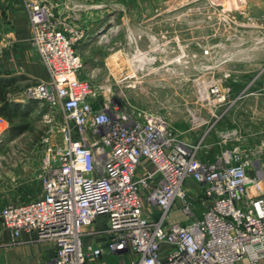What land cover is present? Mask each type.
Listing matches in <instances>:
<instances>
[{
	"label": "built area",
	"instance_id": "2783aa9c",
	"mask_svg": "<svg viewBox=\"0 0 264 264\" xmlns=\"http://www.w3.org/2000/svg\"><path fill=\"white\" fill-rule=\"evenodd\" d=\"M21 2L31 44L49 75L26 86L22 96L63 117L62 142L49 144L41 162L43 194L0 206V221L14 238L34 230L38 239L55 242L54 256L42 264H88L125 250L139 255L136 264H236L264 257V162L255 163L250 155L256 152L236 147L214 161L201 160V143L181 138L165 115L114 105L110 87L101 92L80 75L84 59L74 46L80 35L59 4ZM211 92L219 103L226 97L218 85ZM250 93L264 95V80ZM144 160L152 167L138 174ZM189 178L200 185V195L189 193ZM146 200L159 208L157 217L146 211ZM178 200L186 223L171 218ZM198 201L205 206L201 217L194 212ZM99 215L107 217L108 239L85 245L86 228ZM162 244L169 246L166 255Z\"/></svg>",
	"mask_w": 264,
	"mask_h": 264
},
{
	"label": "rangeland",
	"instance_id": "374dc122",
	"mask_svg": "<svg viewBox=\"0 0 264 264\" xmlns=\"http://www.w3.org/2000/svg\"><path fill=\"white\" fill-rule=\"evenodd\" d=\"M50 1L59 4L69 25L80 35L74 44L84 59L80 75L101 92L110 87L106 92L114 105L165 115L181 138L193 143L208 129L210 140L218 141L208 148L210 154L215 150L228 154L239 147L255 151L250 155L255 163L264 162V140L242 139L235 129L242 126L245 130L242 115L236 114L242 119L232 122L236 127L231 129L220 127H230L229 118L223 124L216 120L224 109L221 106L230 99L228 88L232 84L245 92L237 104L251 96L264 97L250 93L256 88L243 92L245 76L240 78V73L251 69L252 60L230 58V52L238 50L245 55L254 50L248 39L264 35V26H257L258 22L246 18L235 21L228 11H221L235 6V0ZM21 12L25 13L21 0H0V46L9 40L11 20ZM235 13L242 15L240 10ZM205 50L211 54L203 56ZM36 81L24 78V88ZM221 84L227 90L219 103L211 89ZM9 98L17 105L11 110L12 122L0 119V206L19 204L41 194L45 151L49 144L62 142L60 110L23 96L20 101L15 94ZM226 133L230 139L223 138Z\"/></svg>",
	"mask_w": 264,
	"mask_h": 264
},
{
	"label": "crops",
	"instance_id": "0c3cea01",
	"mask_svg": "<svg viewBox=\"0 0 264 264\" xmlns=\"http://www.w3.org/2000/svg\"><path fill=\"white\" fill-rule=\"evenodd\" d=\"M240 1L241 2L238 6L236 4L235 6L231 7L233 8V10L229 13L230 17L235 21H237L238 19L242 20V18H246L247 21L250 20L258 22L257 26H261L263 28L264 0ZM239 10L242 11V15L238 13L234 14V11ZM31 35V25L26 11L25 13L21 12L19 14H16L15 17L11 20V32L7 34V38H9V40L5 44H3V46H0L3 48L0 49V77L11 79V81L8 82L9 86H12L14 85V83H16L20 88V90L10 92L9 95L15 94L16 96L22 98L24 78H33L38 80L48 79L49 75L41 60L40 55L34 50L33 47H31ZM248 41H251L252 45H254V50L247 51L245 55L238 50L230 52V58H232V56H235L236 58H246L252 60L250 62L251 69L245 70L240 73V78H244L245 76V86L243 90L247 86H250V88L258 89L264 80V35L250 37ZM6 45L7 48H4V46ZM220 89L222 93L227 90L226 87L222 88V84L220 85ZM241 89H239V87L233 86V84L228 88L230 99L228 100L226 106H221V108L224 109H221V113L220 115H218L216 120H219L223 124L224 122H228L227 118H229L228 123L230 124V127L226 128V125H221L220 127L224 129H231L234 126L236 127V125H233L232 122H240V120L242 119L238 118L236 114L242 115L244 118L242 120L246 124V127L245 130L244 128H242V126L235 128L237 130V133L240 134L239 136L242 137V139L245 137H249L253 141L260 139L262 141L264 140V97L261 96L259 98H255L251 96L248 100L242 99V102L237 104V102L243 96L242 95L239 97V95H241L242 93ZM21 98L19 99L20 101L23 100V98ZM19 103L23 105V102ZM234 104L237 105L233 109ZM242 105L246 106L244 112H241L240 109ZM237 108H239V110H236ZM0 119L6 118L0 115ZM2 126H4V122H2ZM1 132L2 128H0V133ZM208 132L209 130L206 129L198 139V142L201 143L199 158L201 160L214 161L218 157V155L223 153V151L220 153L218 152V150H215V153H209L210 149L208 148L218 143V141L210 140ZM186 140L191 142V140H189L188 138ZM142 165L143 166L139 168L138 174L142 173V170L144 168L152 167V163L147 160H144ZM185 186L192 196L200 195V185L194 180L190 178L187 179L185 182ZM42 194L43 191L39 196H41ZM197 204L199 208L202 207V204L199 201L196 203V205ZM196 205L194 207V212L197 217H201L204 209L200 211V209L197 208ZM181 206L182 203L180 200H178L172 210L171 218L172 220L186 223L190 219L182 212ZM145 207L146 211L150 212L149 214H151L152 216L157 217L159 215V208L150 206L147 200L145 201ZM106 228V215H99L96 221L86 228L91 233L85 236V245H97L107 241L109 235L108 233H105ZM161 248L163 255H166L169 246L167 244H162ZM55 249V242L50 240L38 239V234L34 230H23L17 238H14L12 231L3 226L0 221V264H42L43 262H45L46 260H50L54 256ZM138 260L139 255L137 253L131 250H125L118 253L106 252L99 257L90 258L88 260V264H136ZM236 264H264V257L260 258L258 261H253L251 257L247 256L238 261Z\"/></svg>",
	"mask_w": 264,
	"mask_h": 264
},
{
	"label": "trees",
	"instance_id": "16d2710c",
	"mask_svg": "<svg viewBox=\"0 0 264 264\" xmlns=\"http://www.w3.org/2000/svg\"><path fill=\"white\" fill-rule=\"evenodd\" d=\"M9 81H11V79L0 77V100H1L0 115L12 122L13 114L11 110L14 111L12 107L16 106L17 104H15V102L13 103L12 101H10L9 93L20 90V88L18 85L12 88V86L11 85L9 86L8 84Z\"/></svg>",
	"mask_w": 264,
	"mask_h": 264
},
{
	"label": "bare ground",
	"instance_id": "6f19581e",
	"mask_svg": "<svg viewBox=\"0 0 264 264\" xmlns=\"http://www.w3.org/2000/svg\"><path fill=\"white\" fill-rule=\"evenodd\" d=\"M235 4H237V6L239 5V3L241 2L240 0H235Z\"/></svg>",
	"mask_w": 264,
	"mask_h": 264
}]
</instances>
